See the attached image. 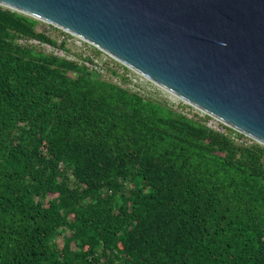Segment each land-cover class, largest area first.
<instances>
[{
    "label": "trees",
    "instance_id": "1",
    "mask_svg": "<svg viewBox=\"0 0 264 264\" xmlns=\"http://www.w3.org/2000/svg\"><path fill=\"white\" fill-rule=\"evenodd\" d=\"M40 24L0 6V264H264V145L19 43L63 47Z\"/></svg>",
    "mask_w": 264,
    "mask_h": 264
},
{
    "label": "water",
    "instance_id": "2",
    "mask_svg": "<svg viewBox=\"0 0 264 264\" xmlns=\"http://www.w3.org/2000/svg\"><path fill=\"white\" fill-rule=\"evenodd\" d=\"M264 145V0H0Z\"/></svg>",
    "mask_w": 264,
    "mask_h": 264
},
{
    "label": "rangeland",
    "instance_id": "3",
    "mask_svg": "<svg viewBox=\"0 0 264 264\" xmlns=\"http://www.w3.org/2000/svg\"><path fill=\"white\" fill-rule=\"evenodd\" d=\"M38 30L46 33L60 46L63 45V47H53L47 44H42L36 40H23L19 43L22 45L33 46L36 51L43 52L47 55H54L62 59L76 62L80 65H86L91 69L97 70L102 75L103 80L118 84L135 93H139L144 97L167 103L173 106L174 109L185 113L191 118H206V114L200 110L186 104L168 91L151 82L144 76L127 68L122 63L85 42L81 38L71 35L55 26L52 27V25L45 22H41ZM208 125L218 132L228 134L224 125L215 119L210 120ZM237 142L239 144L252 143L247 138L241 139Z\"/></svg>",
    "mask_w": 264,
    "mask_h": 264
},
{
    "label": "bare ground",
    "instance_id": "4",
    "mask_svg": "<svg viewBox=\"0 0 264 264\" xmlns=\"http://www.w3.org/2000/svg\"><path fill=\"white\" fill-rule=\"evenodd\" d=\"M171 94V93H170ZM173 95V94H172ZM175 96V95H174ZM176 97V96H175Z\"/></svg>",
    "mask_w": 264,
    "mask_h": 264
},
{
    "label": "built area",
    "instance_id": "5",
    "mask_svg": "<svg viewBox=\"0 0 264 264\" xmlns=\"http://www.w3.org/2000/svg\"><path fill=\"white\" fill-rule=\"evenodd\" d=\"M39 42V41H38ZM238 141V140H237Z\"/></svg>",
    "mask_w": 264,
    "mask_h": 264
}]
</instances>
